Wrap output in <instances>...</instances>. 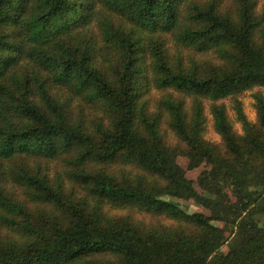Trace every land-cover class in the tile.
<instances>
[{
    "label": "trees",
    "instance_id": "1",
    "mask_svg": "<svg viewBox=\"0 0 264 264\" xmlns=\"http://www.w3.org/2000/svg\"><path fill=\"white\" fill-rule=\"evenodd\" d=\"M257 87L264 0H0V264H264V96L255 123L239 100ZM180 156L209 164L199 190Z\"/></svg>",
    "mask_w": 264,
    "mask_h": 264
},
{
    "label": "rangeland",
    "instance_id": "2",
    "mask_svg": "<svg viewBox=\"0 0 264 264\" xmlns=\"http://www.w3.org/2000/svg\"><path fill=\"white\" fill-rule=\"evenodd\" d=\"M255 91H260L264 96V87H257L251 91H245L244 93H242L239 96V100L242 102L243 111H244L246 117L248 118V120H250L253 123L257 122V113H256V109L254 107V99L252 96L253 92H255ZM163 94L164 93L157 92L156 90L152 91L151 96L153 98V103H155L156 100L161 99L163 97ZM219 103H223L225 105L226 112H227L228 118L230 120V123L232 125L233 131L238 136L242 135V133H243L242 132V126L237 121L236 114H235V111L233 109V105H232L230 99H223ZM185 105L187 108L189 106H191L190 98H188V97L186 98ZM203 105H204L203 116L205 117V120H206V127H205V132L203 134V137L208 142L216 145L218 147L220 154L223 155V154H225V149H224V145H223V141H222L221 136L218 134L217 131H215V128H214L213 117H212V114L210 111V102L208 100H204ZM154 109H155L154 106H150L151 111ZM99 116L100 115L98 114V117ZM98 117L95 116L94 118L89 119L87 121V123H88L87 125L92 130H94L96 127H99L100 121H97V122L94 121ZM104 125H106V124H104ZM163 135H164V140L168 144L178 143L177 141H175L173 134L165 126L163 127ZM178 162L186 171L187 177L194 182L196 187H197L196 180H197V177L199 176V174L203 170L209 168V164L202 163L199 167L194 168V169H190V168H188V159L184 156H180L178 158ZM60 165H61V163L59 162V163L53 165L51 168L53 170L54 169L62 170V167ZM11 186L12 185L9 184V185H7V188L12 189L13 187H11ZM15 189L16 190L14 192L16 194L19 193L22 195V192H23L22 188L20 189V188H18V186H16ZM198 190H199V188H198ZM78 193L81 194L82 193L81 190H78ZM178 204L181 207H183L187 212H190V213L202 212V213L208 214V211L203 206L195 203L192 200L191 201L179 200ZM134 216H135V220H141L146 224H165V225H168V224L172 223L171 221H169L163 217L144 216V215H139V214H135ZM262 221H263V219H262ZM213 224L218 226V227H222L225 230V233H224L223 238H222V243H221L217 252L221 253V254H227L230 250H232L233 248H235L238 245V238H237V235L235 233V229L230 225H224L223 222H213Z\"/></svg>",
    "mask_w": 264,
    "mask_h": 264
}]
</instances>
